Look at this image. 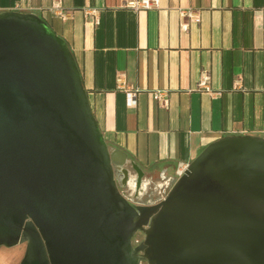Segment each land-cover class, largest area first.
<instances>
[{
  "label": "water",
  "instance_id": "water-1",
  "mask_svg": "<svg viewBox=\"0 0 264 264\" xmlns=\"http://www.w3.org/2000/svg\"><path fill=\"white\" fill-rule=\"evenodd\" d=\"M129 166L140 187L68 41L37 13L0 11V247L26 243L19 264H264V137L210 143L157 203L122 192Z\"/></svg>",
  "mask_w": 264,
  "mask_h": 264
},
{
  "label": "crops",
  "instance_id": "crops-1",
  "mask_svg": "<svg viewBox=\"0 0 264 264\" xmlns=\"http://www.w3.org/2000/svg\"><path fill=\"white\" fill-rule=\"evenodd\" d=\"M128 1L62 0L63 16L54 0H0V11L37 13L68 41L107 142L145 176L175 175L226 135L264 137V0H159L142 10ZM181 8L200 19H182ZM203 72L210 91L198 88Z\"/></svg>",
  "mask_w": 264,
  "mask_h": 264
},
{
  "label": "rangeland",
  "instance_id": "rangeland-1",
  "mask_svg": "<svg viewBox=\"0 0 264 264\" xmlns=\"http://www.w3.org/2000/svg\"><path fill=\"white\" fill-rule=\"evenodd\" d=\"M133 171L134 169L130 167V172L135 177L136 173ZM177 178L176 174L173 175L172 173L166 178H163L160 174L152 175L149 173L146 176L144 175L140 193L138 195H135V192L139 189L136 187V181L133 178L131 181L125 182L121 189L124 194L128 198H131L132 202L136 204L157 203L167 196ZM136 238L139 237L136 236ZM25 251L26 243L18 244L14 247H0V257L6 260L2 264H18V261L15 263L13 259L17 257L23 258Z\"/></svg>",
  "mask_w": 264,
  "mask_h": 264
},
{
  "label": "built area",
  "instance_id": "built-area-1",
  "mask_svg": "<svg viewBox=\"0 0 264 264\" xmlns=\"http://www.w3.org/2000/svg\"><path fill=\"white\" fill-rule=\"evenodd\" d=\"M127 6L134 8L136 10L151 9V8L159 7L160 1L159 0H129L127 3ZM53 9L63 16L66 15V13L63 9L62 0H54ZM180 15H181L182 19L190 18V19H194L197 21L200 19L199 14H197L192 9L181 8L180 9ZM186 25H187L186 23H183L184 28H186ZM198 88L201 90H206V91L211 90L210 75L207 72H203L201 74V77L198 81ZM136 96H137L136 92L132 91V92L128 93V103L130 105L136 103ZM157 96H158V99L161 102V104L163 106L167 107V105H168L167 91L166 90H158ZM189 164H190L189 162H184V161L180 162L178 164V166L176 167V171H175L176 176L179 177V176L183 175L185 170L188 168Z\"/></svg>",
  "mask_w": 264,
  "mask_h": 264
},
{
  "label": "flooded vegetation",
  "instance_id": "flooded-vegetation-1",
  "mask_svg": "<svg viewBox=\"0 0 264 264\" xmlns=\"http://www.w3.org/2000/svg\"><path fill=\"white\" fill-rule=\"evenodd\" d=\"M123 177H124V174H120V177L118 176V178H119L118 182H119V186H120V188H122L123 185H124V183H125V181H123V180H124ZM141 186H142V184H141ZM141 186L138 187V183H137V180H136V187H137L139 190H137V191L135 192V195H138V194L140 193ZM121 190H122V189H121ZM122 192H123V190H122ZM123 193H124V192H123ZM129 200L132 202L131 198H129ZM132 203H134V202H132ZM134 204H136V203H134ZM146 204H149V203H146ZM136 236L139 237V238H136ZM136 236H135V238H134V245H138V244H139V243L145 238V235H144V233H142V232H139ZM135 241H136V242H135ZM144 263L147 264V261H146V260H141V264H144Z\"/></svg>",
  "mask_w": 264,
  "mask_h": 264
}]
</instances>
